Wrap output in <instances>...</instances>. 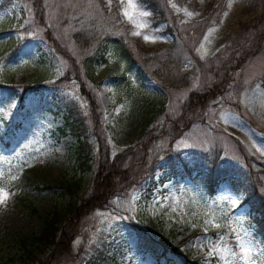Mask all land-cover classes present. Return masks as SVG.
Returning <instances> with one entry per match:
<instances>
[{
  "label": "rangeland",
  "instance_id": "rangeland-1",
  "mask_svg": "<svg viewBox=\"0 0 264 264\" xmlns=\"http://www.w3.org/2000/svg\"><path fill=\"white\" fill-rule=\"evenodd\" d=\"M28 1L0 0V264L29 260L21 240L68 201L58 182L80 171L71 124L84 126L89 149L78 203L99 150L143 142L130 168L152 165L153 177L89 211L68 254L45 258V246L44 264H264L238 175L212 191L205 179L248 161L264 196V0H157L156 23L142 0ZM75 31L94 39L80 46ZM213 82L215 96L195 106L191 92ZM197 109L202 120L166 136ZM149 231L166 250L142 241Z\"/></svg>",
  "mask_w": 264,
  "mask_h": 264
},
{
  "label": "trees",
  "instance_id": "trees-1",
  "mask_svg": "<svg viewBox=\"0 0 264 264\" xmlns=\"http://www.w3.org/2000/svg\"><path fill=\"white\" fill-rule=\"evenodd\" d=\"M142 1H144L145 6L150 11L152 23H156L163 19L164 8L161 3H159L157 0ZM37 4H39L38 0H32V3H30L31 6H34V9ZM262 33H264V29ZM73 37L77 44L80 46H85L90 42L91 39H94V36L83 35L82 31H75L73 33ZM103 40L105 39H101L99 43L103 42ZM115 47L118 48L117 51L121 55V51H123L122 48L118 44H116ZM101 48H104V44H102ZM122 55H124V53ZM99 56H103V53L100 52ZM191 56L194 58L195 63H198V59H196L193 55ZM84 63L86 70H88L87 72L90 74L92 72L91 69L93 66L92 61L90 59H86ZM156 73L157 72H152V74ZM262 80H264V77L262 78ZM208 86L210 87L204 89L203 91L191 92V94L196 95L197 98L195 106L204 105L208 98L215 96V93L218 91L219 87L217 83L213 82L212 85L209 84ZM193 101H195V99ZM187 111L190 110L187 109ZM194 113V116L182 114L174 118L169 124L170 127L168 135L166 134V136L168 138L174 137L176 134H180L181 129H185L189 127L193 122L203 119V113H201L200 109H197V111H195ZM240 114L243 115L242 113ZM246 119L250 124L254 123L250 117ZM93 120L95 123L97 122L98 126L100 122L99 112L94 115ZM176 123L180 124V128H177ZM70 124L71 122L69 123L66 121L65 126H72V128L70 127V131L73 130V134L75 137L74 153L80 166V171L77 174L76 178L62 179V181L58 182L59 187L65 190L68 196V201H66L63 210H51L44 219L39 233L29 240H21L24 246L27 244V249L25 250V252L29 259L25 261L24 264H30L31 262L35 264H44L42 258L45 256V258H47L50 254L53 257L68 254V252L70 251V241L77 234L81 219H83V217L89 211L100 206L101 203H104L111 196V194L126 191L129 189V187L134 189L135 186L139 185L142 181L146 179L151 180L153 177L152 165H146L145 167V165L143 166L141 164L135 165L133 168H130L133 162L142 158V155L144 153L143 142L138 144L135 149H133V152L131 148H126L123 149L122 152H118L113 156H110L109 154H106L99 150L98 155H100V157L98 158V160L95 159V164L93 165L94 177L89 188V192L86 197H84L78 203L75 200L76 198H74L73 196L77 195L83 171L89 169V163L87 162L89 159V149L88 147H86L87 132L86 129L83 128L84 126H81L83 129H79V125ZM147 138L149 137H146V139ZM98 148H100V145ZM128 153L131 154L129 155V160L127 161ZM242 155H244V153ZM133 157H135L134 161ZM246 165L247 168L245 169V172H237L235 169H231L228 167L229 169L227 168L224 171L228 173L220 174L219 172H217L218 174L216 175H212L211 173H209L205 175V179L210 182L211 189H209V191H212V188H214L221 176L234 179V175H238V181L244 188L246 194L244 202L249 205L248 216L251 225H253V234L264 241V196L256 194V190L254 189V182L256 183L258 181L255 180L257 179L256 173L252 171L251 167H249L248 161L246 162ZM128 168L130 170H128ZM260 171L264 172L263 163L261 164ZM245 173L249 174L245 175ZM240 174L244 175L240 176ZM152 235V231H149L148 235L145 233V237L142 241L148 244L154 250L159 249L160 247L162 251L164 249L166 250L167 246L164 242H162V239H156L155 236ZM47 245H53L54 249L52 250V252L49 251L48 254H46L42 258H39L38 255L43 252L45 246ZM171 250H176V248H171Z\"/></svg>",
  "mask_w": 264,
  "mask_h": 264
},
{
  "label": "snow or ice",
  "instance_id": "snow-or-ice-1",
  "mask_svg": "<svg viewBox=\"0 0 264 264\" xmlns=\"http://www.w3.org/2000/svg\"><path fill=\"white\" fill-rule=\"evenodd\" d=\"M3 201H0V203H2Z\"/></svg>",
  "mask_w": 264,
  "mask_h": 264
}]
</instances>
